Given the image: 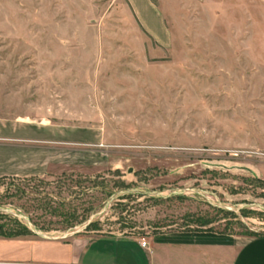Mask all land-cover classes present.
<instances>
[{"label":"rangeland","instance_id":"374dc122","mask_svg":"<svg viewBox=\"0 0 264 264\" xmlns=\"http://www.w3.org/2000/svg\"><path fill=\"white\" fill-rule=\"evenodd\" d=\"M214 1L153 51L123 0H0V236L264 235V4ZM42 124L99 139L10 172Z\"/></svg>","mask_w":264,"mask_h":264},{"label":"crops","instance_id":"0c3cea01","mask_svg":"<svg viewBox=\"0 0 264 264\" xmlns=\"http://www.w3.org/2000/svg\"><path fill=\"white\" fill-rule=\"evenodd\" d=\"M123 1L144 35L142 40L153 51L170 49L176 44L171 22L179 16L216 7L214 0ZM255 1L264 4V0ZM217 5L222 7L221 3ZM30 133L24 136L33 143L19 147L37 151L35 157L39 159H33L31 152L23 156L17 153L10 158V172L39 174L55 170L66 163L60 159L61 154L64 158L68 151L82 152L81 148L65 145L99 139L90 132L58 129L51 132L45 124ZM20 134H13V138L21 139ZM0 137H3L1 133ZM141 241L146 242L145 247L141 246ZM0 264H264V235L170 229L146 237L110 233L79 234L70 238L45 237L39 233L0 236Z\"/></svg>","mask_w":264,"mask_h":264},{"label":"trees","instance_id":"16d2710c","mask_svg":"<svg viewBox=\"0 0 264 264\" xmlns=\"http://www.w3.org/2000/svg\"><path fill=\"white\" fill-rule=\"evenodd\" d=\"M28 233H33V231L31 230H28V231H19V232H15V233H8V234H5L4 236H17V235H25V234H28Z\"/></svg>","mask_w":264,"mask_h":264},{"label":"water","instance_id":"95a60500","mask_svg":"<svg viewBox=\"0 0 264 264\" xmlns=\"http://www.w3.org/2000/svg\"><path fill=\"white\" fill-rule=\"evenodd\" d=\"M33 233H39V234H42V235H45V237H56V236H49L41 231H37V230H33ZM58 237V236H57ZM60 237H64V236H60Z\"/></svg>","mask_w":264,"mask_h":264},{"label":"built area","instance_id":"2783aa9c","mask_svg":"<svg viewBox=\"0 0 264 264\" xmlns=\"http://www.w3.org/2000/svg\"><path fill=\"white\" fill-rule=\"evenodd\" d=\"M141 246L145 247L146 246V242L145 241H141Z\"/></svg>","mask_w":264,"mask_h":264}]
</instances>
